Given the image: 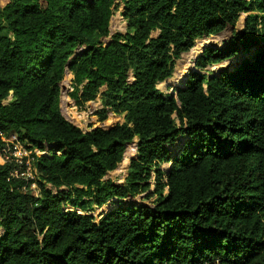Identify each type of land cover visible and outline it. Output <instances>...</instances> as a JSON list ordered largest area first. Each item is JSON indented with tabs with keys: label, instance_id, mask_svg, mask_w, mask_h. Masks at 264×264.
Returning a JSON list of instances; mask_svg holds the SVG:
<instances>
[{
	"label": "trees",
	"instance_id": "trees-1",
	"mask_svg": "<svg viewBox=\"0 0 264 264\" xmlns=\"http://www.w3.org/2000/svg\"><path fill=\"white\" fill-rule=\"evenodd\" d=\"M120 2L114 33L116 0L0 6V130L48 147L38 196L0 164V264H264V0ZM242 13L241 30L196 55L174 92L157 88L197 37ZM67 63L72 104L99 100L100 124L85 130L60 110ZM109 115L124 117L106 127ZM135 138L124 181L105 179ZM152 171L155 198L127 201Z\"/></svg>",
	"mask_w": 264,
	"mask_h": 264
},
{
	"label": "rangeland",
	"instance_id": "rangeland-1",
	"mask_svg": "<svg viewBox=\"0 0 264 264\" xmlns=\"http://www.w3.org/2000/svg\"><path fill=\"white\" fill-rule=\"evenodd\" d=\"M116 9L114 10L111 18H110V24H109V30L111 33H114L117 30L124 31L125 25L124 20L122 18V9L123 4L120 2V0H116ZM246 13L240 14L238 17L235 25L233 27L228 26L222 31H219L217 33L209 34V35H203L199 36L195 39L194 46L186 53H183L180 55L178 59L175 60L174 67L172 74L167 80L159 83L157 85V88L162 91L164 94L172 93L174 92V88L181 84L184 77L187 75V73L193 69V59L203 51V49L206 46H213V47H221L223 46L227 41H229L233 34L235 32H239L241 28L244 25ZM238 57H232L228 60L222 61L218 64L210 65L203 70L206 74L208 73H217L218 71H221L223 68H226L229 65H232V63H235L237 61ZM68 75L70 77V82L67 81L65 75L63 77V84L65 86L71 87V79H72V73L69 71ZM70 89H66V91H63V94L61 95L62 100L60 101V108L61 113L67 119L68 121L74 123L75 125L81 127L82 129H87L88 124L93 123L94 125L100 124L96 121V117L92 114V112L99 107V100L98 98L94 101L88 102L84 109H78L76 106L72 104L71 99L68 97L67 93ZM9 99H6L8 101ZM123 120L122 115L113 116L109 115L108 119L104 122V125H112L116 122H120ZM177 122V121H176ZM136 138L131 142L129 145H127L125 149V153L123 155V159L117 167L105 175V179H109L115 183H122L126 177L128 165L130 162V159L135 156L136 153ZM168 164L161 163V168H166ZM153 176L149 179V187L146 191L137 193L133 197H129L126 200L127 201H135L136 203H150L155 196H151L150 198L146 197L147 193H150L154 190V183H155V176L154 171ZM165 192V190H164ZM111 202H107L102 204L101 206L97 207L94 204H92L88 208V213L95 215L98 218V215L100 213H103L111 208Z\"/></svg>",
	"mask_w": 264,
	"mask_h": 264
},
{
	"label": "built area",
	"instance_id": "built-area-1",
	"mask_svg": "<svg viewBox=\"0 0 264 264\" xmlns=\"http://www.w3.org/2000/svg\"><path fill=\"white\" fill-rule=\"evenodd\" d=\"M4 1L0 0V6ZM43 153H48V147L40 150L21 140L16 133L6 134L0 130V164L13 163L14 167L9 172V176L24 180L22 189L31 191L35 196L39 195L35 162Z\"/></svg>",
	"mask_w": 264,
	"mask_h": 264
},
{
	"label": "water",
	"instance_id": "water-1",
	"mask_svg": "<svg viewBox=\"0 0 264 264\" xmlns=\"http://www.w3.org/2000/svg\"><path fill=\"white\" fill-rule=\"evenodd\" d=\"M111 33V32H110ZM215 48H217V47H215ZM184 53H186V52H184ZM183 54V53H182ZM69 63H67L66 64V66H65V72H64V75H65V77H66V79H67V81L68 82H70V77H69V75H68V72H69V69H68V65ZM167 80V79H166ZM59 86H60V96H59V98H60V101L62 100V97H61V95L63 94V91H66V89H70V87L69 86H65L64 84H63V80H61L60 81V83H59ZM177 87V86H176ZM60 110H61V108H60ZM122 117H124L123 115H122ZM104 126H106V127H108V126H110V125H104Z\"/></svg>",
	"mask_w": 264,
	"mask_h": 264
},
{
	"label": "crops",
	"instance_id": "crops-1",
	"mask_svg": "<svg viewBox=\"0 0 264 264\" xmlns=\"http://www.w3.org/2000/svg\"><path fill=\"white\" fill-rule=\"evenodd\" d=\"M7 1H8V0H5V1H4V4H5ZM4 4H2V5H4Z\"/></svg>",
	"mask_w": 264,
	"mask_h": 264
}]
</instances>
